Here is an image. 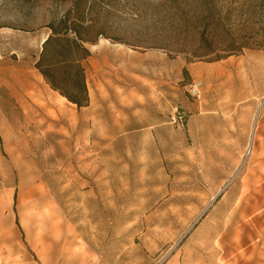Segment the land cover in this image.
Segmentation results:
<instances>
[{
    "label": "rangeland",
    "instance_id": "374dc122",
    "mask_svg": "<svg viewBox=\"0 0 264 264\" xmlns=\"http://www.w3.org/2000/svg\"><path fill=\"white\" fill-rule=\"evenodd\" d=\"M72 7L97 38L81 108L34 66ZM251 51L264 52V0H0V264H206L211 197L261 178L252 128L240 152L217 137L229 86L264 90V67L239 72Z\"/></svg>",
    "mask_w": 264,
    "mask_h": 264
},
{
    "label": "crops",
    "instance_id": "0c3cea01",
    "mask_svg": "<svg viewBox=\"0 0 264 264\" xmlns=\"http://www.w3.org/2000/svg\"><path fill=\"white\" fill-rule=\"evenodd\" d=\"M241 56L242 58L238 61L239 72L244 71L247 75L248 72L256 71L257 64L260 66L259 71L264 67V52L251 51ZM233 62L234 60L228 56L224 65ZM211 66L207 71L214 70V65L211 64ZM252 76H258L261 79L264 77L261 73L252 74ZM228 90L229 101L228 103L225 101L221 109L224 126L217 137L218 140L230 145L237 142V151L240 152L249 142L253 118L256 111L258 113L260 105L257 95L264 90L253 88L251 81L250 84L238 88L229 86ZM242 94L245 95L242 96ZM101 96L106 98L108 95L102 91ZM118 99V104L126 108L128 102L123 101L122 97ZM111 109L114 108L111 107ZM207 113L216 115L217 110L213 108ZM258 114L260 115L255 120L253 143L250 149L256 165L250 170L261 178L242 183L236 196L229 197L228 191L222 194L219 191L220 193L211 197V202L209 201L211 208L205 223L208 235L206 264H264V111ZM210 136L211 142H214V130ZM71 245L72 242L69 240L66 246ZM192 264H198V262L192 260Z\"/></svg>",
    "mask_w": 264,
    "mask_h": 264
},
{
    "label": "trees",
    "instance_id": "16d2710c",
    "mask_svg": "<svg viewBox=\"0 0 264 264\" xmlns=\"http://www.w3.org/2000/svg\"><path fill=\"white\" fill-rule=\"evenodd\" d=\"M47 26L50 32L41 44L34 66L51 89L77 108L85 107L89 94L84 63L90 56L87 44L96 42V34L91 33V24L78 15L75 7ZM244 48L250 47L226 49L225 56L239 54Z\"/></svg>",
    "mask_w": 264,
    "mask_h": 264
},
{
    "label": "bare ground",
    "instance_id": "6f19581e",
    "mask_svg": "<svg viewBox=\"0 0 264 264\" xmlns=\"http://www.w3.org/2000/svg\"><path fill=\"white\" fill-rule=\"evenodd\" d=\"M17 80H18V84H19V86L21 88L20 90H22L24 94L28 95V98H29V96L30 97H32V96L33 97H36V96L41 97L42 94H41L38 86H36V84L33 83L34 81L32 82L31 80H29L28 77H25V75L23 77L22 76H18ZM61 98L65 99L64 97H61ZM41 101H42V99H41ZM257 116H258L257 114L254 116L253 124L255 123V120H256ZM253 128H254V126H252L251 141H252V138H253ZM248 152H250V150Z\"/></svg>",
    "mask_w": 264,
    "mask_h": 264
},
{
    "label": "built area",
    "instance_id": "2783aa9c",
    "mask_svg": "<svg viewBox=\"0 0 264 264\" xmlns=\"http://www.w3.org/2000/svg\"><path fill=\"white\" fill-rule=\"evenodd\" d=\"M197 86H198L197 84L191 85V89L194 92V94H197L198 95L199 89H198ZM182 117L183 116L178 113V114H176V115L173 116V121L181 122L182 121Z\"/></svg>",
    "mask_w": 264,
    "mask_h": 264
}]
</instances>
